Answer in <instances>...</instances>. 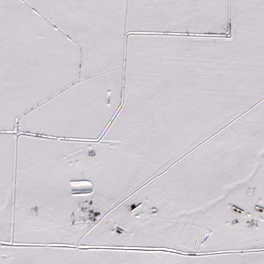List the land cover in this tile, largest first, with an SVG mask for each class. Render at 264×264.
<instances>
[{"label": "snow or ice", "instance_id": "1", "mask_svg": "<svg viewBox=\"0 0 264 264\" xmlns=\"http://www.w3.org/2000/svg\"><path fill=\"white\" fill-rule=\"evenodd\" d=\"M0 264H264V0H0Z\"/></svg>", "mask_w": 264, "mask_h": 264}]
</instances>
